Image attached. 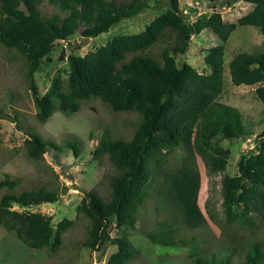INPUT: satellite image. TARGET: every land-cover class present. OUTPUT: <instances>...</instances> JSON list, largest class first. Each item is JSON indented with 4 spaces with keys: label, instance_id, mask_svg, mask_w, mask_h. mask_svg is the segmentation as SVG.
<instances>
[{
    "label": "trees",
    "instance_id": "1",
    "mask_svg": "<svg viewBox=\"0 0 264 264\" xmlns=\"http://www.w3.org/2000/svg\"><path fill=\"white\" fill-rule=\"evenodd\" d=\"M49 1L57 10L44 16L39 8L42 0H0V45L24 59L35 118L45 122L56 111L75 113L82 101L94 97L114 113L140 116L127 136H113L106 126L102 129L94 155L106 156L111 172L105 190H88L80 201L78 209L87 220L81 246L100 249L111 242L116 251L106 264H130L138 251L125 233L110 238L109 227L115 222L118 228L135 229L142 209L153 198L154 212L157 208L165 216L159 219L151 212L156 224L144 231L151 243L187 248L188 264H230L231 258L234 264H264V242L253 234L259 228L264 232V128L256 135V152L239 157L235 175L220 177L224 218L233 232L224 233V238L222 231L219 247L214 243L218 237L202 232L207 221L197 202L196 165L200 157L212 180L227 165L229 151L219 141L250 133L240 111L218 98L225 83L224 43L239 25L254 26L264 35V0H243L253 6L235 22H224L218 11L190 21L179 0ZM151 6L161 11L143 30L115 35L85 55L70 53L67 74L57 73L44 94L37 92L32 76L51 62L56 41L76 33L96 37ZM205 29L219 41L204 50L209 72H198L185 61L177 64L176 56L186 53L191 36ZM227 71L234 85H256L254 93L264 109V50L236 52ZM25 132V155L31 161H40L48 145L60 149L30 126ZM76 145L66 141L75 153ZM22 181L8 175L0 180V226L28 248L55 251L73 220L61 219L52 233L51 215L29 208L55 202L58 190L35 180ZM205 205L210 219L218 223L210 208L211 196ZM179 225L189 230L186 238L175 237ZM246 230L251 233L239 235Z\"/></svg>",
    "mask_w": 264,
    "mask_h": 264
},
{
    "label": "rangeland",
    "instance_id": "2",
    "mask_svg": "<svg viewBox=\"0 0 264 264\" xmlns=\"http://www.w3.org/2000/svg\"><path fill=\"white\" fill-rule=\"evenodd\" d=\"M252 6L243 0L216 2L179 0L180 9L190 21L202 14L218 11L224 22H235L237 18L251 10ZM39 8L44 16H49L57 10L49 0H42ZM160 11V8L151 6L133 17L122 19L96 37H82L76 33L66 40L56 41L49 54L51 62L42 64L32 76L37 92L40 95L44 94L57 73L63 76L67 74L66 58L70 53L85 55L104 45L115 35L139 32ZM218 42L216 35L209 29L193 34L186 53L176 56L177 64L185 61L198 72L208 73L204 62V50ZM261 50H264V35L254 26H237L224 43L225 83L218 99L240 111L245 127L250 133L238 139L219 141L220 145L229 151L227 165L224 172L215 174L212 180L206 175L200 157L196 158L200 176L197 202L207 221V226H204L202 232L204 234L211 232L212 238L218 237L214 242L215 247L222 245L224 233L233 232L224 218L220 177L225 173L235 175L239 157L242 154L256 152V135L264 128V109L255 96L256 85L232 84L227 64L236 52ZM34 114L35 108L25 75L24 59L15 51L0 45V180L6 175L20 177L24 184L27 180H35L45 184L49 189L58 190L59 197L55 202H43L29 208L33 212L51 215L52 233L61 219L73 220V224L62 235L60 247L55 251L28 248L12 232H7L0 226V264H106L110 255L116 251V245L107 242L100 249L82 247L87 220L78 207L86 191L105 190L106 178L111 172L106 156L94 155L99 137L104 133L103 127L106 126L113 136H127L140 116L134 112L114 113L96 97L82 101V106L75 113L63 114L56 111L45 122H39ZM27 126L32 127L41 137L59 145L60 149L48 145L40 161L29 160L23 144ZM66 141H76V153L66 146ZM151 195H154L153 192ZM209 196L212 202L210 208L214 209L218 223L212 221L206 211L205 203ZM12 207L21 210L16 205ZM144 209L140 210L141 221L136 222L135 229L118 228L113 222L108 230L110 238L127 234L132 246L138 251L137 257L130 264H188L191 257L187 248L180 245L153 244L145 237L144 231L153 229L156 224L155 217L151 214L154 212L153 198L147 201L146 210L149 214H146ZM162 214L165 216L164 211ZM162 214L156 208L154 215L160 219ZM187 233L189 230L182 225L175 227V237L183 239ZM249 233L251 231L246 230L239 232V235ZM253 234L264 242V232L260 228L255 229ZM207 236L210 238V235ZM234 263L231 258L230 264Z\"/></svg>",
    "mask_w": 264,
    "mask_h": 264
},
{
    "label": "water",
    "instance_id": "3",
    "mask_svg": "<svg viewBox=\"0 0 264 264\" xmlns=\"http://www.w3.org/2000/svg\"><path fill=\"white\" fill-rule=\"evenodd\" d=\"M60 55H61V56L63 55V51L60 53Z\"/></svg>",
    "mask_w": 264,
    "mask_h": 264
}]
</instances>
